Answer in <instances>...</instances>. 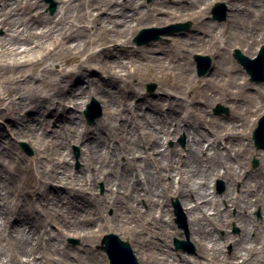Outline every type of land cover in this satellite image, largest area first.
Listing matches in <instances>:
<instances>
[{"label":"bare ground","instance_id":"6f19581e","mask_svg":"<svg viewBox=\"0 0 264 264\" xmlns=\"http://www.w3.org/2000/svg\"><path fill=\"white\" fill-rule=\"evenodd\" d=\"M58 1L61 3L59 12L62 15L69 14L72 10L79 11L75 2L80 0ZM154 1L161 3V11L165 13H170L167 6L176 5L187 11V14L192 13L190 16H193L195 21L201 17L199 10L191 12L190 8L198 6L202 0ZM168 1H175L176 4H169ZM181 1L188 3L187 8L183 9L185 4L178 5ZM1 2L3 0H0ZM226 2L230 8L236 9L229 22L234 35L228 41L243 44L248 50L253 47L257 38L261 37L264 41V30L261 34L258 33L259 35L244 34L239 27V23L247 27L253 25L258 18L260 22H264V0H253L249 8L245 6L246 0ZM137 4L133 0H105L104 7L100 10L105 11L107 16L98 21L101 26L105 23L104 27L110 31L106 39L111 41L114 37L111 32L115 25L133 26L135 22L147 20L146 14H143ZM35 6L37 4L34 0H16L5 9L4 16H0V26L18 40L28 39L23 31L25 25L56 27L61 37L67 34V41H71L65 48L62 47L65 58L76 59L88 51V35L85 33L79 37L78 32L71 27L61 23L56 26L47 24V19L41 15L37 19L27 18L23 21L21 9L26 12ZM95 19L97 18L91 20L93 24ZM55 21L58 22L57 18L52 20ZM125 31L120 29V33ZM29 39L28 41L31 40ZM213 40L201 38L196 46L206 47L215 55L217 46ZM59 42L62 44V40ZM106 51L103 48L90 53L87 56L88 65L82 61L74 69L63 70L57 81L53 80L50 91H47V88L35 89L33 84L28 83V78H24L25 72L22 70L16 73L21 75H14L7 80V88L0 95V119L12 120L13 125H20V138L26 139L37 155L54 146L58 156L52 159L49 171L39 179L38 186H26L21 189L26 195V200L19 208L15 203L19 187L14 183L15 179L11 177L10 171L0 166V263L41 264L40 257H47L50 264H65V261L57 262L54 258V255L61 253L60 241L70 234H76L83 238L80 246L87 254L91 252L92 247L84 240L86 235L110 227L125 232L131 230L129 234L135 243V246H131L135 255L141 256L142 264H216V261H221V264H264V163L252 175L246 168L251 149L250 145L242 140L240 127L246 124L247 113H240L244 121L242 125L230 120L232 127L228 126L229 120L226 118H208L204 106L189 109L188 113L193 114L192 117L188 114L182 115V100L177 103L174 101L175 96L164 98L168 91L163 95L159 94L151 102L145 100V95L143 101L137 102L133 108L130 105L131 97L138 96L136 88H129L130 84L125 82V78L117 77L132 76V72L126 69V65L130 63L127 61L130 52L125 48H117L115 52H111L119 56L116 60ZM22 52L31 53L32 47L28 46ZM225 55L226 53H221L218 65L213 67V75L217 80L219 71L229 61ZM25 60L26 57L18 56L7 63H1L0 69H14L15 64H23ZM182 65L177 67L178 78L180 81L191 82L192 73H186ZM99 68L111 69L116 76L107 80L100 78L96 73ZM171 88L185 93L180 85L175 84ZM16 89L18 92L13 94ZM189 91H192V100L198 94L207 96L209 100L234 99L232 91H220L215 94L208 88L198 87L197 80ZM19 93L21 94L18 96ZM13 95L18 97L13 98ZM94 96L101 101L112 126L104 127L100 121L97 126L99 132L95 136L90 133L88 127L82 125V120L75 114V110L65 108L67 100L76 99L79 100L78 108L81 110L82 99ZM121 99L125 100L124 106L120 104ZM231 105L234 111L239 112L238 104ZM3 106L9 108L8 115L1 110ZM165 106L168 107L167 110L164 109ZM163 113L167 114L164 116ZM50 128L51 133L48 132ZM118 132L119 136L116 135ZM181 133H184L188 140L185 155L178 154L176 147L171 154L166 153L167 149H163L165 141ZM74 143L80 146L82 152L81 174L73 170L71 161L68 160L71 156L70 148ZM2 147L1 153L6 157V161L11 163L12 155L18 152L15 144L9 140L5 144L1 143L0 148ZM121 157H125V161L120 162ZM59 159L64 161L63 166L60 165ZM31 173L33 174V170ZM141 173L145 175V180L141 178ZM219 176L226 179V191L215 199L211 196L209 182L213 177ZM51 180L67 183L71 188L77 187V191L71 196L69 191L52 189L49 184ZM100 181L105 183L106 193L98 197L97 203L104 209L114 210V214L105 219L96 210L93 201L86 194H81L86 189L95 188ZM236 183L241 186L239 193H236L233 187ZM35 193L45 202L46 208L42 210L50 212L54 221L62 227L58 233L50 234L47 231L45 218L28 201L27 197ZM175 198L179 199L186 209L191 240L197 249L194 263L185 256L181 262L178 261V257L170 249L169 239H172L174 234L166 224L165 214L169 201ZM224 203L229 205V208L221 213ZM231 208L237 211L234 218L229 214ZM255 208L261 210L259 220L252 215ZM211 210H215L212 218L209 215ZM132 217L137 220L135 226L130 227L128 222ZM156 217L162 218V221L149 225L148 219ZM233 220L241 227L238 238L227 232V227ZM90 223L92 227H88ZM220 230H226V235L222 236ZM151 233L157 234L159 241L152 240ZM43 242L46 246L44 251H40L38 245ZM229 242L233 251L227 259L226 255H223V249ZM63 255L64 258L72 257L74 262L84 264L85 256L81 252L71 253L67 250Z\"/></svg>","mask_w":264,"mask_h":264},{"label":"rangeland","instance_id":"374dc122","mask_svg":"<svg viewBox=\"0 0 264 264\" xmlns=\"http://www.w3.org/2000/svg\"><path fill=\"white\" fill-rule=\"evenodd\" d=\"M15 1L16 0H3V2L0 3V9L2 12L0 13V16L2 15L3 17L5 9L9 8ZM34 1L37 6L33 7L31 10L25 12L24 9H21L20 13L23 15V21H26L27 18L37 19V17L41 15L47 19V24L56 26L61 23V25L71 27L75 30V32H78L79 37L82 33H85L88 35L86 36L89 46L88 51L76 59L68 60L65 58L66 55L64 54L62 47L65 48V46L71 43V41H67V34L64 35V37H61L56 27L45 28L40 24H34L37 27L29 25L26 27L25 25L23 28V31L27 35V37H25L31 39L28 41V39L18 40V38L10 36L8 32L0 26V64L7 63V61H11L18 56H20V58L26 57L25 63L20 65L15 64L14 69L6 67L0 69V95L1 93H4L3 91L7 88L6 85L9 78L14 75H21L20 73L16 75L19 70L25 72L24 78H28V83L33 84L35 89L46 90L47 88V91H50L53 87V80L57 81L63 70L68 71L74 69L82 61H85L84 64L88 65L87 56L90 53H94L95 51H99L104 48L107 50L106 52L113 56V59L117 60L119 56L115 53L112 54L111 52L114 50L116 51L117 48H125V50L130 52V57L127 59L130 63L126 65V69L132 72V76L129 78L125 76L117 77H121L122 79L125 78V82L130 84L129 88L131 86L136 88L135 91L138 96L136 98L131 97V107L135 108L136 103L143 101L145 95V100L151 102L159 94L163 95L165 91H168V93L166 92V94H164V98L169 99L175 96L174 101L177 103L182 100L183 108H180L182 115L187 116L188 114L192 117L193 114L188 113L189 109L193 110V108H201L204 106L207 109L205 115L208 116V118H226L229 120L227 123L228 126L232 127L233 123H231L230 120H235L237 124L239 123V125H242L244 121L240 113H247L248 118L246 124L240 127L243 134L241 138L250 145L251 149L250 155L247 159L246 168L252 175L255 174L262 166L264 163V151L262 149H257L254 146L252 132L257 125L258 119L264 114V82L256 83L250 81L249 75L246 73L243 66L237 62L233 54L235 49H240L243 54L249 57H255L260 48L264 46V41L261 37L257 38L253 47L249 50L243 44L228 41L230 37L234 35L233 30L230 29L231 27L229 26V22L232 20L236 9L230 8L226 0H202L198 6L190 8L191 12L199 10L201 15L198 20L199 22L195 21L193 16H190L192 13L187 14V11H183L182 9L176 7V5H174L176 4L175 1H168L169 4L174 6H167L166 8H169L168 10L170 13H165L161 11V3L157 4L154 0H133L138 3L137 7L143 11V14H146L147 20L135 22L133 26L115 25L111 32L112 36H114L111 41L106 39L109 36L110 31L104 27L105 23L101 26L100 21H98V19L103 20V18L107 16L105 11L103 12V10H100L104 7L103 5L105 0H80L79 2H75L79 11L72 10L69 14L67 13L68 15H62V13L59 12V5L61 3L58 0ZM120 1L127 2V0ZM252 1L253 0H246L245 6H247V8L251 7ZM181 2H179L178 5L185 4V2ZM216 3H221L223 5L220 9H218V15L226 13V19L223 21L214 19L212 8ZM113 5L114 3L111 4V6ZM185 6L186 7H183V9L187 8V2ZM55 18H57L58 22H52ZM94 18L97 19H95V23L93 24L91 20ZM254 19L256 20V18ZM173 24H182L187 26L185 28H177L173 32H169L168 35L161 36L159 39L146 41L147 36L140 38L139 42L136 41V37L139 32L144 28H162ZM239 27L242 30L241 32L244 34H261L264 30V22H260L258 18L253 25H249L247 27L246 25L239 23ZM120 29H124L126 31L124 33H120ZM201 38H210L212 40L214 38L213 41L217 46V53L215 55L212 50L206 47L196 46V43ZM60 40H62V44H60ZM27 41L29 43H27ZM28 46L32 47V54L22 52ZM20 52H22V54ZM166 53H168L167 56ZM221 53H226L225 56L229 61L225 67L219 71V79L217 80L213 75V67L216 68L218 65L217 62L220 59ZM197 54L207 55L212 60L211 69L203 76L198 74V68L194 61V55ZM44 57L46 58L44 59ZM107 59H109V57H107ZM37 62L39 63L36 64ZM180 64H183V70L186 73H192L193 78L191 79V82L183 80L180 81L178 78L179 71L177 70V67ZM111 71V69L99 68L98 71L96 70V73L99 74L100 78L102 77L107 80L109 77L112 78V76H116V74ZM20 78L23 77L21 76ZM213 79H216V81ZM195 80L198 81V87L208 88L210 92L213 91L215 94L220 91H232L234 93V99H232V101L228 99L213 100L212 98L209 100L207 96L205 97V95L198 94L197 97L192 100L190 96L192 91H189V89L192 87L193 83H195ZM150 84L154 85L153 89L149 87ZM175 84L180 85L185 93H180L178 90L171 88L172 85ZM16 92H18L17 89L13 94ZM20 94L21 93L17 95L19 96ZM17 95H13L12 97L16 98L18 97ZM82 100L83 109L81 110L78 108L79 100L76 99L67 100L65 108L75 110V114L79 115L82 120V125L84 127H88L92 135L95 136L98 134L99 130L97 129V126L100 124V121L102 126L109 128L112 127L111 122L105 115L103 105L97 97L94 96L89 99ZM93 101L97 102V106L92 105V107L90 106L91 108H88V105L92 104ZM124 101L125 100L123 99L120 101L122 106H124ZM231 103L239 105V112L233 110ZM217 106L226 108L228 111L216 112L215 109ZM167 108L168 107L165 106L164 109L167 110ZM87 109H90V117L96 115L98 112L101 113L100 117H95L94 122H90L89 118L85 114ZM1 110H3L6 115L9 114V108L3 106ZM166 114L167 113H163L164 116ZM189 120L191 121V118H189ZM12 123V120L0 119V144H5L6 141L10 140L15 144L19 153L16 152L17 154L12 155L11 163H8V161H6V157L0 150V166H4L8 171H10L11 177L15 179L14 183L17 187H19L18 196L15 201L19 208L23 206L26 200V195L23 191H21V189H24L26 186H38L39 179L46 175L51 166L50 164L52 159L58 155H56L57 151L54 146L44 149L40 155H37L31 144L26 139L20 138L18 130H20L21 126L13 125ZM203 128L205 129L204 125ZM48 132L51 133L52 129L50 128ZM116 135L119 136L120 132L116 133ZM182 139H184V143L182 142ZM187 141V136L184 133H181L175 138L166 140L163 149H167L166 153L171 154L172 150L176 147L177 153H181L182 156H184L185 149H187ZM0 149H3V147ZM70 149L71 156L68 157V160L71 161L73 170L77 174H81V169L83 167L81 148L78 144L74 143ZM255 159L258 160L257 165H253V161ZM123 161H125V157L120 158V162ZM59 163L61 166L64 165V161L62 159H59ZM32 170L33 174L31 173ZM241 173L244 174L243 171H241ZM141 178L145 180V175L142 173ZM49 184L52 189L60 188L64 191H69L71 196H73V194H75L74 192L77 191V187L71 188L67 185V183L57 180H51ZM209 186L211 196L216 199L225 193L226 179L221 178L220 176L213 177L211 182H209ZM233 187L236 193L240 192L241 186L239 183L234 184ZM105 193L106 187L103 181L98 182L95 188L86 189L85 192L81 193L82 195L86 194V196L93 201L94 205H96V210L102 214L101 216L104 217V219L111 217L114 214L113 209H104L101 204L98 205L97 203L98 197L103 196ZM27 198L28 201L34 205L33 208L40 211L41 216L45 218V228L47 231H49L50 234L58 233L62 227L54 221V217L50 214V212L42 210L43 208H46L45 202L42 200L43 198L39 197L37 193L30 194ZM168 207L169 208L166 209L165 214L166 224L169 225L174 234L173 238L169 239L170 249L176 254L178 261L181 262L183 260V256H185L187 260L194 263L197 258V249L194 242L191 240L186 209L177 198L170 200ZM228 208L229 205L224 203L221 208V213L225 212ZM214 211L215 210L209 211L211 218L213 217ZM236 213L237 211L235 208H231L229 210V214L232 215L233 218L236 216ZM252 215L255 219L259 220L261 218L260 208L253 209ZM137 217L138 215H136V218ZM155 219H148V224L151 225L154 222L160 223L162 221V218L159 217H156ZM136 220L137 219L133 217L130 218L129 222L131 221V224L128 222V226H135ZM88 227H92V224L90 223ZM227 230L228 233L233 236H237L238 238L241 232V227L235 220H233L227 227ZM129 231L125 232L119 229L107 227L102 230L90 232L86 235L87 237L84 238V240L92 247L91 252H88L87 254L82 251L80 246L83 238L76 234H70L64 238L63 241H60L61 253L60 255H54L55 261H65V264H78L74 262L72 257H63V252L68 250L71 253L74 251H76V253H83L85 256L83 262L84 264H110L106 253L100 248L102 238L106 234H116L122 241H127L132 243L130 245L135 246ZM219 233L222 236H225L226 230H220ZM150 238L152 240L159 241V236L157 234L151 233ZM176 239L181 241L182 244L180 246H176ZM39 245V250L44 251V247L46 246L45 242ZM232 251L233 246L229 242L223 249V255H226V258L228 259L232 254ZM134 257L136 258L138 264H142L143 260L141 256L134 254ZM40 263L50 264V260L47 259V257H40ZM216 264H221V261H216Z\"/></svg>","mask_w":264,"mask_h":264},{"label":"water","instance_id":"95a60500","mask_svg":"<svg viewBox=\"0 0 264 264\" xmlns=\"http://www.w3.org/2000/svg\"><path fill=\"white\" fill-rule=\"evenodd\" d=\"M221 6L220 3H217L213 8L214 14H216L218 8ZM217 18L219 20H224L226 18L225 13ZM179 26V25H175ZM174 26V27H175ZM181 26V25H180ZM170 28H145L142 29L139 35L136 37V41L139 42L140 38L146 35H149L147 40L159 39L161 35H167L170 32ZM234 57L240 62L247 72L251 75V81H264V47L258 53L256 58H250L241 53L239 49L235 50ZM195 61L198 65L199 75H205L206 72L210 69L211 58L209 56L195 55ZM151 88H154V85H150ZM216 112L227 111L226 108L218 106L215 110ZM100 112L97 113L94 117L90 118V122H93L95 117L100 116ZM253 140L255 147L259 149H264V115H262L258 121L257 127L253 131ZM258 161L254 160V165H257ZM102 248L107 251L108 256L111 260V264H138L131 246L122 240L115 234L106 235L103 238ZM178 242V241H177Z\"/></svg>","mask_w":264,"mask_h":264}]
</instances>
